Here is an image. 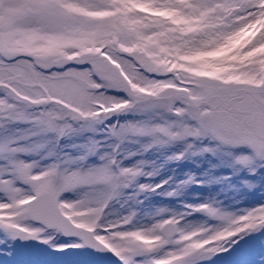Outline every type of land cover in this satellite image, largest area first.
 <instances>
[{"label": "snow or ice", "instance_id": "obj_1", "mask_svg": "<svg viewBox=\"0 0 264 264\" xmlns=\"http://www.w3.org/2000/svg\"><path fill=\"white\" fill-rule=\"evenodd\" d=\"M261 189L264 0H0V264H264Z\"/></svg>", "mask_w": 264, "mask_h": 264}, {"label": "rangeland", "instance_id": "obj_2", "mask_svg": "<svg viewBox=\"0 0 264 264\" xmlns=\"http://www.w3.org/2000/svg\"><path fill=\"white\" fill-rule=\"evenodd\" d=\"M222 171H224L225 173L228 171L227 169H223ZM159 179V178H157ZM215 190L216 191H219L220 189V186L219 185H216L214 186ZM264 192V189H261V191H257L255 193V197H259L261 195V193ZM233 196L234 193L231 191V190H228L224 193H221V199L224 198V196ZM240 197L237 196V199H239ZM252 194H249L248 198L244 200V203L247 204V203H250L251 199H252ZM158 199V197H157ZM225 203H228V201L226 200ZM49 259H52V260H55V261H59L61 262V264H71V261L77 259V257H50Z\"/></svg>", "mask_w": 264, "mask_h": 264}]
</instances>
